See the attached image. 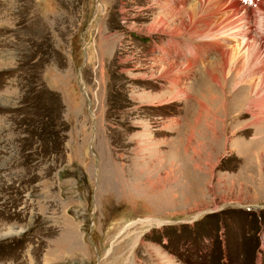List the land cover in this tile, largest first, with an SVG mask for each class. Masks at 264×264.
<instances>
[{"label":"rangeland","instance_id":"obj_1","mask_svg":"<svg viewBox=\"0 0 264 264\" xmlns=\"http://www.w3.org/2000/svg\"><path fill=\"white\" fill-rule=\"evenodd\" d=\"M259 1L0 0V264H264Z\"/></svg>","mask_w":264,"mask_h":264},{"label":"bare ground","instance_id":"obj_2","mask_svg":"<svg viewBox=\"0 0 264 264\" xmlns=\"http://www.w3.org/2000/svg\"><path fill=\"white\" fill-rule=\"evenodd\" d=\"M222 1L223 0H204V2L202 3H198V4H196V5H193V6H189V7H187L190 11H189V13H188V18H189V20H190V22H195L194 21V18L196 19V17L198 16V14H200V13H219L220 12V10H219V8H221V3H222ZM223 5V4H222ZM187 8H186V10H187ZM191 8V9H190ZM224 8V7H223ZM256 8H258V6L256 7ZM255 8V9H256ZM182 9H185L184 7L182 8ZM177 11H178V9H176ZM180 11V10H179ZM212 11V12H211ZM225 11V10H224ZM207 13V14H208ZM210 16V15H209ZM220 20V19H219ZM219 22V21H218ZM254 41V40H253ZM252 41V42H253ZM247 44H245V46H246ZM248 45H250V44H248ZM247 47V46H246ZM255 47H257L256 45H255ZM237 48H235V50L233 51V52H230V54L229 55H231V54H234V52L235 51H238V50H236ZM257 49H258V47H257ZM260 49V48H259ZM246 50V49H245ZM245 53H246V51H245ZM170 65H172V63L170 64ZM170 68V67H169ZM190 68L192 69V67L191 66H187V68H186V71L187 72H189V70H190ZM12 233H13V231L10 229V231L7 233V235L8 236H10V235H12Z\"/></svg>","mask_w":264,"mask_h":264},{"label":"water","instance_id":"obj_3","mask_svg":"<svg viewBox=\"0 0 264 264\" xmlns=\"http://www.w3.org/2000/svg\"><path fill=\"white\" fill-rule=\"evenodd\" d=\"M89 148V150H90V146L88 147ZM91 151V150H90Z\"/></svg>","mask_w":264,"mask_h":264}]
</instances>
